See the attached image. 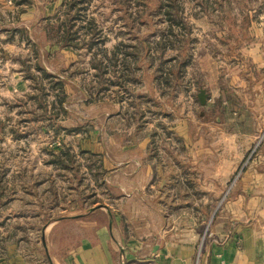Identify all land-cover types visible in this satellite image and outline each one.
I'll return each instance as SVG.
<instances>
[{
	"label": "rangeland",
	"instance_id": "obj_1",
	"mask_svg": "<svg viewBox=\"0 0 264 264\" xmlns=\"http://www.w3.org/2000/svg\"><path fill=\"white\" fill-rule=\"evenodd\" d=\"M253 58L264 73V0H0V81L16 78L9 63L33 80L0 100V252L16 236L27 238L29 229L39 236L45 223L61 215L114 205L128 182L109 168L106 151L116 147L112 141L123 144L131 126L156 135L150 157L162 166V183L144 192L162 202L151 203L184 208L185 202L163 200L199 194L205 186L189 183L187 168L176 175L184 184L170 183L173 170L157 150L179 144L177 157L187 163L190 143L177 138L167 115L158 118L156 111L168 112L174 94L165 90L164 102L153 101L154 70L181 66L185 95L178 110L188 118L197 103L194 84L217 76L223 81L226 65H234L236 75H256ZM224 105L217 104L216 118H227ZM216 118L210 131L189 121L177 130L192 138L210 134L202 143L213 146L246 144L243 136L220 138ZM222 123L230 133L241 130L242 122ZM246 123L255 128L258 122ZM263 123L248 141L245 162L264 148ZM100 145L102 152L92 151Z\"/></svg>",
	"mask_w": 264,
	"mask_h": 264
},
{
	"label": "crops",
	"instance_id": "obj_2",
	"mask_svg": "<svg viewBox=\"0 0 264 264\" xmlns=\"http://www.w3.org/2000/svg\"><path fill=\"white\" fill-rule=\"evenodd\" d=\"M175 57L179 60V56ZM255 60L252 59L253 63ZM16 67L14 63L7 66L15 80L8 84L0 81L2 101L12 97L21 85L33 82L25 76L22 66ZM225 69L221 74L224 82L217 76L203 80L200 85L194 84L192 96L197 103L188 118H183L178 110L185 95L179 80L181 66L177 69L173 65L168 70L155 68L151 82L155 87L154 102H164L166 91L174 94L168 112L159 113L158 108V118L167 115L174 126L172 131L179 135L177 138L183 137L190 143L186 148L187 163L177 157L182 152L179 144L157 150L168 159L166 168L173 170L170 183L184 184L176 175L187 168L191 176L189 183L205 186L204 192L170 194L163 200L175 205L185 202L184 208L171 210L159 206L160 198L144 192L162 183L159 176L162 166L156 156L150 157L156 135L131 126L124 132L125 142L112 141L118 148L106 151L109 168L128 182L121 188L122 195L112 199L114 205L93 206L82 213L61 215L45 223L38 231L39 236L35 229H29L27 238L20 234L6 242L0 252V264H264V148L254 159L245 162L250 149L248 141L259 134L262 130L259 123L264 122V73L257 63L252 68L256 75L248 70L236 75L232 72L234 65H226ZM201 90L205 93L204 104L198 98ZM234 99L235 106L231 101ZM217 104H225L221 115L238 125L242 122L241 130L230 133L224 127L222 121L227 118H216ZM147 111H152L149 106ZM214 117L221 121L220 138L229 141V137L243 136L246 144L213 146L202 143L210 134L196 133L198 136L192 138L188 130L181 133L177 130L180 124L184 122L187 126L189 121L199 124L200 130L210 131ZM248 119L258 122L257 127L248 128ZM92 151L102 152L103 148L96 146ZM233 178H236L234 184L226 194ZM154 199L159 205L151 203Z\"/></svg>",
	"mask_w": 264,
	"mask_h": 264
},
{
	"label": "water",
	"instance_id": "obj_3",
	"mask_svg": "<svg viewBox=\"0 0 264 264\" xmlns=\"http://www.w3.org/2000/svg\"><path fill=\"white\" fill-rule=\"evenodd\" d=\"M198 98H199V101H200L202 104L205 103V93H204V91L201 90V91L198 93Z\"/></svg>",
	"mask_w": 264,
	"mask_h": 264
},
{
	"label": "trees",
	"instance_id": "obj_4",
	"mask_svg": "<svg viewBox=\"0 0 264 264\" xmlns=\"http://www.w3.org/2000/svg\"><path fill=\"white\" fill-rule=\"evenodd\" d=\"M72 20V18L70 19V21ZM72 25H70L69 27H71ZM77 33V32H76Z\"/></svg>",
	"mask_w": 264,
	"mask_h": 264
}]
</instances>
